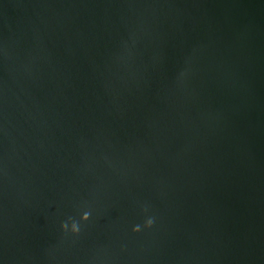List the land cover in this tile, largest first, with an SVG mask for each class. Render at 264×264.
<instances>
[{
  "label": "water",
  "instance_id": "95a60500",
  "mask_svg": "<svg viewBox=\"0 0 264 264\" xmlns=\"http://www.w3.org/2000/svg\"><path fill=\"white\" fill-rule=\"evenodd\" d=\"M0 264H264V0H0Z\"/></svg>",
  "mask_w": 264,
  "mask_h": 264
}]
</instances>
